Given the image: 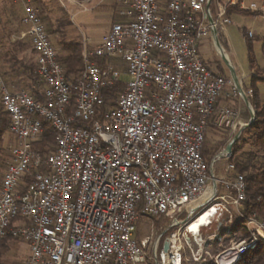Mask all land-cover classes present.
I'll return each instance as SVG.
<instances>
[{
	"label": "built area",
	"instance_id": "1",
	"mask_svg": "<svg viewBox=\"0 0 264 264\" xmlns=\"http://www.w3.org/2000/svg\"><path fill=\"white\" fill-rule=\"evenodd\" d=\"M19 2L42 87L36 98L9 89L0 76L12 141L0 183V243L6 237L24 241L29 254L23 264H182L180 235L165 239L166 251L158 248L159 238L147 250L148 238L135 237L137 221L143 215L166 217L170 227L188 228L205 214L203 224L226 214L228 222L243 218L251 236L231 243L213 264H234L264 239V222L240 209L246 183L232 173L231 152L222 149L209 167L202 157L210 120L228 132L250 121L238 120L236 104L251 90L216 73L201 56L204 39L220 42L230 23L227 6L238 3L264 16L263 1L245 6L242 0H116V19L99 44L89 47L83 38L82 68L71 80L40 8ZM122 72L128 77L122 91L101 111L103 91ZM224 94L225 103L218 105ZM245 105L251 115V104ZM45 124L53 134L52 150L40 154L33 146ZM221 157L227 163L216 177Z\"/></svg>",
	"mask_w": 264,
	"mask_h": 264
},
{
	"label": "rangeland",
	"instance_id": "2",
	"mask_svg": "<svg viewBox=\"0 0 264 264\" xmlns=\"http://www.w3.org/2000/svg\"><path fill=\"white\" fill-rule=\"evenodd\" d=\"M32 3L33 1L30 0ZM97 0H90L84 2L83 6L68 5L65 0H43V10L41 11L42 23L50 34L51 41L55 46L58 56L61 58L66 54L65 47L69 43L80 42L83 38H88V46L93 47L99 43L102 38L107 34L111 20L108 16V7L96 8ZM227 0H220L221 3ZM245 6H248L251 2L261 4V0H242ZM87 8V9H84ZM41 10V9H40ZM253 14H245L237 11L231 12L227 17L230 19V23L224 25L223 32L219 33V40L225 49L227 55L228 64L234 70L236 77L243 78L246 87H249L252 82V74L257 76H264V16L259 12L251 11ZM22 7L19 0H0V72L9 71L13 64V57L21 59L27 63L34 61V55L32 53L31 38L26 34L25 26L21 23ZM244 32L252 33L251 49H249L248 41L244 36ZM23 34L24 37L19 36ZM207 42H204L201 49L202 58L215 65H220L221 68L228 74L230 69L227 63L223 60L221 54L207 36ZM24 44L25 49L21 50L16 45ZM81 48H82V44ZM252 56V62L251 57ZM18 66V65H17ZM120 69L121 65H118ZM123 71V70H122ZM128 77L122 72L121 80L127 81ZM28 83V82H27ZM27 84L24 82L17 87L18 89H25ZM256 87L259 90L260 97L264 100V85L260 82H256ZM240 101V100H239ZM238 110V103L236 104ZM239 108H245L243 102H239ZM254 110V109H253ZM245 110L244 114L249 117L250 113ZM251 116V115H250ZM247 121H249L247 119ZM243 135L245 132H243ZM232 136L220 133L218 131H212L208 133V140L212 144L219 140H231ZM209 143V144H210ZM11 139L8 132H4L0 137V163L3 165L0 169V183L2 173L5 169L9 158V146ZM250 143L243 145L244 150L250 149ZM227 160L224 157L219 158L214 165V175L216 177L223 176L224 167ZM226 175V174H225ZM212 185V182H209ZM221 193H225L224 189H221ZM206 196L201 198L205 199ZM199 199L198 201H200ZM187 211L184 215L178 216L180 220L186 218ZM191 221V220H190ZM189 221V222H190ZM215 221L210 220L209 224H200L198 230L187 229V224L180 223L176 226L170 227L171 220L166 217L151 218L149 216H140L137 222L136 238H148V248H151V244L159 238V245L165 241L171 233L176 232L180 235L182 244V260L201 262V255L208 247V242L214 239L213 227L209 225ZM188 230V231H187ZM189 234L193 236L198 244L196 251L192 250L191 246L187 245L184 241L185 236ZM184 235V236H183ZM160 249V247H158ZM196 258V259H195Z\"/></svg>",
	"mask_w": 264,
	"mask_h": 264
},
{
	"label": "trees",
	"instance_id": "3",
	"mask_svg": "<svg viewBox=\"0 0 264 264\" xmlns=\"http://www.w3.org/2000/svg\"><path fill=\"white\" fill-rule=\"evenodd\" d=\"M32 1L33 4L41 9V11L43 10V0ZM261 1L264 2V0ZM233 11L253 14L248 9L240 8L237 3L236 5L227 6L225 15L228 16ZM244 36L246 41H248L249 49H251L250 41L252 40V37H248L246 32H244ZM80 44V42L69 43L65 47L66 54L61 58L58 56L59 60L65 67L66 77L70 80L73 79L82 68ZM16 46L21 50L25 49V45L23 43H18ZM32 53L34 55L33 50ZM250 57L252 62L251 54ZM12 60L14 62L11 65V69L9 71H5L3 74H19V76L22 77L24 85L27 84V91H29L36 98L41 97L40 89L42 87V83L39 82L36 74L35 61L27 63L14 57ZM96 63L98 65H104L106 61L96 59ZM215 72L225 77H229V75L224 74L223 69L218 64L215 68ZM256 82H260L264 85V76L262 77L252 74L251 85L249 87L243 85L245 90H251V93L247 95V100L254 109V119L243 129V132L247 135L245 136L242 133L233 143L231 147V156L227 160L233 165L232 173L241 174L246 183V198L241 204V211L245 216L255 214L258 219L264 222V100L260 97L259 90L256 87ZM123 85V80H120L103 91L104 101L99 107L101 111H105L107 108L115 104V100L122 91ZM211 130L218 131L222 134L224 133L225 137L226 134L229 136L228 131L218 129L211 120L208 122L205 140L202 146V157L208 167L213 157L224 149L230 141L229 139L219 140L211 144L208 140V133L211 132ZM6 131H8V116L0 104V137ZM52 143L53 134L49 132L45 124L44 130L41 133L39 140L34 144L33 148L40 154H45L52 150ZM246 143H250L251 147L249 150L243 149V145ZM2 167L3 165L0 163V169H2ZM149 217L160 218L155 216ZM221 218L222 219H220L219 222L216 220L209 225L210 227H213V231L217 236L212 241L208 242L207 248L210 249H205L200 257V260L203 258V261H184L183 257L182 264H213V257L230 246L231 243L242 240H250L251 236L245 227V220L243 218L236 216L230 222L227 221L225 216H222ZM187 235L192 250L196 251L198 248L197 242L193 239V236L189 234ZM7 239V237L4 238L2 242ZM2 242L0 244H2ZM162 246V243L161 246L158 244L160 249ZM234 264H264V239L258 240L255 245L242 254Z\"/></svg>",
	"mask_w": 264,
	"mask_h": 264
},
{
	"label": "crops",
	"instance_id": "4",
	"mask_svg": "<svg viewBox=\"0 0 264 264\" xmlns=\"http://www.w3.org/2000/svg\"><path fill=\"white\" fill-rule=\"evenodd\" d=\"M65 1H66V3L68 5L83 6L84 2H89L90 0H65ZM100 6L109 8L108 16H109L111 22L116 19V16L114 15V12L117 9L116 0H97L96 1V8H99ZM84 9H87V8L84 7ZM221 32H223V30ZM204 42H207V39H204L203 43ZM97 44H99V43H97ZM202 48H204V47L201 46V49ZM225 56L227 58L226 53H225ZM34 59H35V54H34ZM210 65L212 66L213 69H215L216 66H217L215 64H210ZM223 72H224V74L230 76V74L226 73L224 71V69H223ZM3 73L4 72H2V73L0 72V76L2 77V79L4 80V82L8 86V88L11 89V90H18L17 87H19L22 84V82H23L22 81V77H20L19 74L18 75H14V74L13 75L12 74L4 75ZM237 79H238V82H240L242 84V86L245 85L243 78L240 79V78L237 77ZM225 100H226V95L224 94L219 99L218 105L224 104ZM239 102H243L245 104V102L243 100L237 101V103H238V114H239L238 115L239 116L238 120L243 122V123H246V122H248L247 119L250 120L251 116L249 115V117H246L244 114H242V112L244 113L245 110H247V108H246V105H245V108L244 109L241 108V110H240ZM240 130H241V133H240V135H241L243 133V129L242 128H239V129L234 130L232 132L229 131V135L230 136H232V135L234 136ZM9 137H10V135H9ZM10 139H11V137H10ZM136 228H137V226H136ZM135 237H136V234H135ZM140 239H143V238H140ZM0 248H1V256H0L1 264H23L25 259L27 258L28 254H29L27 244L24 241H21V240H14V239H9L8 238L4 242H2V244H0Z\"/></svg>",
	"mask_w": 264,
	"mask_h": 264
},
{
	"label": "water",
	"instance_id": "5",
	"mask_svg": "<svg viewBox=\"0 0 264 264\" xmlns=\"http://www.w3.org/2000/svg\"><path fill=\"white\" fill-rule=\"evenodd\" d=\"M215 46H216V48L218 49L219 53L221 54L223 60H224V61L227 63V65L229 66V69H230V77L232 78V80L234 81V83L238 86V79H237V77H236V74H235L234 70L232 69V67L228 64V61H227V59H226L225 54L221 51L220 42L218 41V39H217L216 37H215ZM244 100H245V102L248 101L246 98H245ZM253 119H254V112H252V114H251V118H250V121L244 126V128L247 127V126L253 121ZM244 128H242V129H244ZM240 133H241V130H240L238 133H236V134L233 136V138L228 142V144H227L226 147L224 148V151H225V152H227V153H230V152H231V147H232L233 143L236 141V139L239 137ZM225 218H226V219L228 218V215H227V214L225 215ZM220 219H222V218H220ZM220 219L218 220V222L220 221ZM185 239L189 242L188 235L185 236ZM193 239L195 240L194 237H193ZM195 241H196V240H195ZM167 248H168V243L165 241V242L163 243L162 249H163L164 251H166Z\"/></svg>",
	"mask_w": 264,
	"mask_h": 264
},
{
	"label": "bare ground",
	"instance_id": "6",
	"mask_svg": "<svg viewBox=\"0 0 264 264\" xmlns=\"http://www.w3.org/2000/svg\"><path fill=\"white\" fill-rule=\"evenodd\" d=\"M211 190H212V188H210V189L207 191V193L205 194L206 197H208V196L211 194ZM205 196H204V197H205ZM207 216H209V214H208V215L205 214V215L201 216V217L199 218L198 221L193 222L192 224H190V226H189L187 229H189V230H195V229L198 230V228H199L198 226H199L200 224H203V223L205 222ZM187 231H188V230H187Z\"/></svg>",
	"mask_w": 264,
	"mask_h": 264
}]
</instances>
